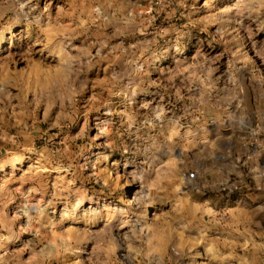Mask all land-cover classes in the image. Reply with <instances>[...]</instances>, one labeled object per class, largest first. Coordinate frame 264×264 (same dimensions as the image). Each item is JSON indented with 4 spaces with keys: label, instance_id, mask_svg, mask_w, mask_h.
I'll return each instance as SVG.
<instances>
[{
    "label": "rangeland",
    "instance_id": "1",
    "mask_svg": "<svg viewBox=\"0 0 264 264\" xmlns=\"http://www.w3.org/2000/svg\"><path fill=\"white\" fill-rule=\"evenodd\" d=\"M0 264H264V0H0Z\"/></svg>",
    "mask_w": 264,
    "mask_h": 264
},
{
    "label": "built area",
    "instance_id": "2",
    "mask_svg": "<svg viewBox=\"0 0 264 264\" xmlns=\"http://www.w3.org/2000/svg\"><path fill=\"white\" fill-rule=\"evenodd\" d=\"M186 178L190 181H193L196 179V175H195V172H187L186 174Z\"/></svg>",
    "mask_w": 264,
    "mask_h": 264
}]
</instances>
